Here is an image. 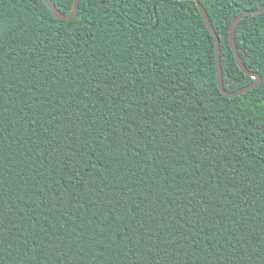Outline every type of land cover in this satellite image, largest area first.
I'll return each mask as SVG.
<instances>
[{"label":"trees","instance_id":"trees-1","mask_svg":"<svg viewBox=\"0 0 264 264\" xmlns=\"http://www.w3.org/2000/svg\"><path fill=\"white\" fill-rule=\"evenodd\" d=\"M199 1L253 83L264 0ZM235 38L229 97L193 0H0V264H264V11Z\"/></svg>","mask_w":264,"mask_h":264},{"label":"water","instance_id":"water-1","mask_svg":"<svg viewBox=\"0 0 264 264\" xmlns=\"http://www.w3.org/2000/svg\"><path fill=\"white\" fill-rule=\"evenodd\" d=\"M44 1H46V3L50 6V8L52 9L55 16L60 18V19L73 18L78 11L79 2H80V0H74V5H73L72 11L70 13H63L57 8V6L53 2V0H44ZM193 1H195L196 4L198 5L206 24L208 25L210 31L212 32V34L214 35L215 40H216L217 77H218V84H219L221 91L229 97H235V96L240 95L242 93H245V92L251 90L252 88H254L255 86H257L260 83L262 77L259 73L250 71L246 67L244 62L242 61V58L240 56V53H239V50H238V47L236 44L235 32H236V27H237V25L241 19H243L247 15H253V14H258V13L263 12L264 11V5L256 8V9L246 10V11L242 12L240 15H238L233 20V22L230 26V41H231L232 49L235 53L237 63L239 65V67L242 69V71H244L246 74L252 76L255 80L253 83H251L245 87H242L236 91H228V90H226V88L224 86L223 68H222V63H221V41H220V38H219L218 33L216 32V30H215V28H214V26L210 20V17L208 15L206 9L204 8V6L200 3L199 0H193Z\"/></svg>","mask_w":264,"mask_h":264}]
</instances>
